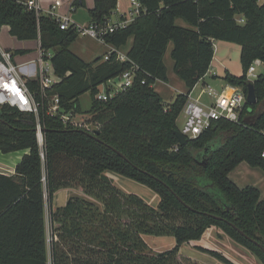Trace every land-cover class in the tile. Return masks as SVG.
I'll return each instance as SVG.
<instances>
[{
  "label": "trees",
  "instance_id": "16d2710c",
  "mask_svg": "<svg viewBox=\"0 0 264 264\" xmlns=\"http://www.w3.org/2000/svg\"><path fill=\"white\" fill-rule=\"evenodd\" d=\"M139 2L144 12L104 39L117 50L133 38L129 61H118L114 52L107 61L99 57L87 63L70 50L80 37L75 26L63 29L53 15L29 10L18 0H0V33L8 27L18 41H39L52 54L60 79L45 93L38 80L27 82L40 105L43 146L35 114L0 108V152H25L14 175L0 174V264H48L46 195L52 205L62 189H76L95 203L73 196L51 211L52 264H196L180 247L201 240L210 228L223 231L264 264V199L256 187L240 189L229 178L242 162L264 171V74L247 77L255 60L264 63V4ZM71 7L85 8V1L74 0ZM117 7L118 0H94L90 23L106 26ZM217 41L241 47L243 76L226 73L225 83L246 95L247 83L253 82L258 102L246 104L240 123L216 121L182 146L177 121L188 96L209 72ZM170 45L174 71L188 93L166 104L153 86L168 81L165 56ZM8 51L13 57L30 52ZM134 64L139 69L133 85L108 102L97 101L99 88ZM87 93L93 103L84 113L79 99ZM55 96L58 115L49 113ZM69 112L89 116L98 125V139L64 126L60 116ZM106 173L145 186L159 197L158 205L118 188ZM144 236L174 237L177 245L154 252ZM201 250L234 264L216 251Z\"/></svg>",
  "mask_w": 264,
  "mask_h": 264
},
{
  "label": "built area",
  "instance_id": "2783aa9c",
  "mask_svg": "<svg viewBox=\"0 0 264 264\" xmlns=\"http://www.w3.org/2000/svg\"><path fill=\"white\" fill-rule=\"evenodd\" d=\"M25 5L29 10L42 12L40 0H28ZM130 5V11L127 14L122 15L121 18L116 21L111 20L106 26L100 27L92 23L87 26H76L79 35L82 37H91L107 45L104 41L106 36L120 29H125L144 12V7L139 0H130ZM54 10L55 6L49 9L47 14L55 16L61 23L63 29L69 28L70 24L68 19L58 18ZM241 22L243 21L241 20ZM109 47L107 54L104 56L105 61L109 60L114 52L117 54L118 61H129L126 55L112 46ZM51 56V53H45L39 45L38 58L36 61L38 65L36 80H38L43 93L51 89L60 80L54 74ZM261 66H264V63L259 59L255 60L252 65H250L247 72L249 80L257 78V68ZM20 67L21 66L14 63V57L10 51L0 48V108L9 106L22 113L35 114L38 117L36 128L37 138L39 145L43 146L44 131L39 121L40 105L36 102L35 94L28 88L27 82L29 80L23 77ZM138 69V66L134 64L131 70L126 71L117 79L119 80L118 85H111V82L115 81V79L101 86L96 95L97 101L108 102L118 93L130 88L134 83L135 72ZM206 97L209 98V100H207ZM52 101L53 104L49 109V113L58 115L59 99L55 96ZM246 104V95L238 87L227 85L222 90H216L210 86H202L199 98L193 99L191 95L188 96V101L182 112L184 116L183 125L179 128V132L187 140H194L208 131L216 121L225 120L236 124L240 123L241 114ZM60 117L64 126L83 131L86 134H94L98 129V125L85 114L69 112L62 114ZM41 156L44 158L43 154ZM262 157H264V154ZM0 169L3 168L0 167ZM14 174L15 172L12 175Z\"/></svg>",
  "mask_w": 264,
  "mask_h": 264
},
{
  "label": "crops",
  "instance_id": "0c3cea01",
  "mask_svg": "<svg viewBox=\"0 0 264 264\" xmlns=\"http://www.w3.org/2000/svg\"><path fill=\"white\" fill-rule=\"evenodd\" d=\"M18 1L22 3H26L28 0H18ZM73 1L74 0H40V7L42 13L47 14L49 12V9H52L53 6H55V10H54L55 15L61 19H68L70 26L76 27V26L89 25L91 22L89 10L94 8V0H84L86 7L79 8L74 11L72 10L71 7ZM259 3L260 5H262L264 4V1L260 0ZM130 7H131L130 0H118V7L112 16V21H116L120 19L122 15L127 14L130 11ZM178 24L184 26V24H182L181 21H178ZM6 28L9 33L8 27H4L2 31H4ZM25 42H26L25 47L16 48V49L9 48L7 50L32 51L33 49L32 46L26 44L35 43V45H37L38 48L40 45L39 41H25ZM132 45H133V38H130L124 46H122L120 49L118 48L117 50L127 56L132 48ZM100 47L102 48V50H100ZM214 47H215V53L209 72L190 93L193 99H197L200 96V93L197 96H195V92L198 87L209 86L207 79L211 78L212 80H215V82L217 81L225 82L223 78L226 75V73H230L236 77L243 76V68L241 65V47L237 44L224 42V41L215 42ZM109 48H110L109 45H104L98 40L86 36V37H79L72 44L70 50L85 62L91 63L99 57H104L107 54ZM172 50H173V45H170L165 56V65L167 67L168 81L167 82L158 81L156 83L157 84L156 89H155L156 84L153 86L154 90L161 96V98L166 104L173 103L177 95L188 93L186 83L174 71V61L172 60L171 57ZM28 56H29L28 54L23 56L16 55L14 57V61H16L15 58H22L23 59V61L21 62L22 64H20L19 66H21L20 70L23 74V77H25L29 81L36 80L37 77L35 76L37 74V66H38L36 64L37 59L33 61H28L26 60ZM226 86L227 84L225 83V85L221 87L220 90H222ZM24 154L25 152H23V155ZM4 159H6V157H2L0 155V161L1 160L3 161ZM18 163L6 164V165L4 164V165L7 167L6 168L7 171L13 174L15 172V168ZM0 164L3 163L0 162ZM0 174L3 173L0 172ZM113 176L116 177V175L114 174ZM229 178L240 189H244L251 186L256 187L260 192L261 199H264V171L262 169L257 167H252L246 162H242L229 174ZM73 196L83 197L88 201L95 203V201L92 198L85 196L80 191H75L71 189H62L56 193L52 205H50L49 203L46 204V238H47V249H48V264H52L51 241L53 236L52 234L53 223L51 221V211H54L58 207L65 206L69 198ZM223 235L225 236V234L221 230L217 228H210L205 232L202 239L199 241L206 242L207 239L212 241L217 238H219L222 241L223 240L225 241L226 236L224 237ZM196 243L197 241H194L187 243V245L192 246V244H196ZM202 248L205 247L202 246Z\"/></svg>",
  "mask_w": 264,
  "mask_h": 264
},
{
  "label": "rangeland",
  "instance_id": "374dc122",
  "mask_svg": "<svg viewBox=\"0 0 264 264\" xmlns=\"http://www.w3.org/2000/svg\"><path fill=\"white\" fill-rule=\"evenodd\" d=\"M261 1H264V0H261ZM181 23L184 24L182 21H181ZM80 37H82V36H80ZM25 43L26 42H21V41L16 40L15 38H13L8 33L7 28L4 31H1V33H0V48H2L4 50H7L9 48H14V49L22 48V47H25ZM26 45L32 46V48H33L32 51H30L28 53L29 56L26 58V60H28V61L36 60L38 57L37 45H35V43L26 44ZM100 50H102L101 47H100ZM21 56H23V55H21ZM15 60L16 61H14V63L16 65L19 66L20 64H22L21 63L23 61L22 58H15ZM261 74H264V66L257 68V75H261ZM207 82L209 83L210 87H212L216 90H220V88L225 85V82H223V81L215 82V80H212L211 78L207 79ZM113 84L118 85L119 80L116 79L115 81H112L111 85H113ZM156 88H157V84L155 85V89ZM201 88H202V86L197 88V90L195 92V96H197L200 93ZM206 99L209 100V98H207V97H206ZM92 103H93V97H92L91 93H87L79 99V105H80V107L84 113L89 112L91 110ZM177 124H178L179 128L182 127L183 115H181L179 117ZM217 143H219V142H217ZM214 146H215L214 148L218 147V145H214ZM0 155L2 157H6V159H4L3 161L2 160L0 161L1 163H3V164H0V167L3 168V169H0V172L3 174H10V172L7 171V169H6L7 167L5 165L6 164H16V163L20 162L21 157L23 155V152H15V153H10V154H3L2 152H0ZM114 175H116V174H114ZM106 176L109 178H112V181L115 183V185L118 186V188H121L123 191H125L127 193H134V194L139 195L140 197L145 199L152 206L158 205V203L160 201L159 197L156 196L155 194H153L151 192V190H149L145 186H142V185L134 182L133 180H130V179L125 178V177H121V176L116 175V177H117L116 178L111 173H106ZM71 190L78 191L76 189H71ZM46 201L48 203L47 195H46ZM62 204H64V203H62ZM225 239H226L225 241L224 240L222 241L219 238L212 240V241L207 239L206 242L197 241V243H196L197 245L196 244H192V246H189L187 244L182 245L180 247V253L183 256L190 258L196 264H223L221 261L214 258L209 253L202 251L201 249L216 251V252L222 254L223 256H225L230 261H232L234 264H262L258 258L253 256L249 251H247L241 245L237 244L231 238L226 236ZM145 242L149 245V247L154 252H158V253L171 250L172 248L176 247V245H177L174 237L145 236ZM202 246H204L205 248H202Z\"/></svg>",
  "mask_w": 264,
  "mask_h": 264
},
{
  "label": "water",
  "instance_id": "95a60500",
  "mask_svg": "<svg viewBox=\"0 0 264 264\" xmlns=\"http://www.w3.org/2000/svg\"><path fill=\"white\" fill-rule=\"evenodd\" d=\"M246 100H247V103L248 104H251V105H255V104H257V102H258V100H257V97H256V92H255V89H254V84H253V82H249V83H247V94H246ZM246 123L248 124L249 123V121H246ZM90 137H92V138H94V139H98V137H99V132L98 131H96L94 134H88ZM177 137H178V139H179V143H180V145H186L187 144V142H188V140L180 133V132H177ZM118 152V151H117ZM118 154L121 156V157H123L124 159H125V156L124 155H122L121 153H119L118 152ZM218 219H220V218H218ZM234 227V226H233ZM235 228V227H234ZM238 230V229H237ZM238 232L242 235V236H244V237H246L249 241H253V240H251L249 237H247L243 232H241L240 230H238ZM257 244V243H256ZM259 247H261L260 245H259ZM262 248V247H261Z\"/></svg>",
  "mask_w": 264,
  "mask_h": 264
}]
</instances>
